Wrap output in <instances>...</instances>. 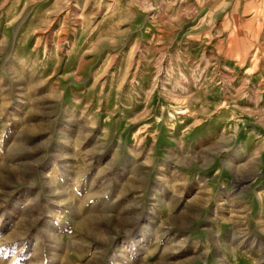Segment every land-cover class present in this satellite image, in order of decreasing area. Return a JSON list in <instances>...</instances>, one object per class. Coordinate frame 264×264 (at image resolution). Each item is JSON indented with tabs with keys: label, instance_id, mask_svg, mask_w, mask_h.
<instances>
[{
	"label": "rangeland",
	"instance_id": "obj_1",
	"mask_svg": "<svg viewBox=\"0 0 264 264\" xmlns=\"http://www.w3.org/2000/svg\"><path fill=\"white\" fill-rule=\"evenodd\" d=\"M0 264H264V0H0Z\"/></svg>",
	"mask_w": 264,
	"mask_h": 264
}]
</instances>
